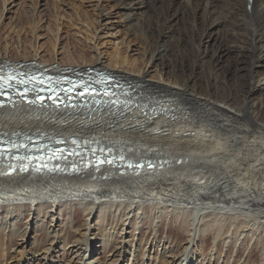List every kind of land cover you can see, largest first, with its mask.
Segmentation results:
<instances>
[{
	"label": "bare ground",
	"instance_id": "1",
	"mask_svg": "<svg viewBox=\"0 0 264 264\" xmlns=\"http://www.w3.org/2000/svg\"><path fill=\"white\" fill-rule=\"evenodd\" d=\"M113 1L121 10L125 34L129 33L148 51L151 68L161 67L157 70V81L164 76L166 83L148 77L151 72H142L144 65L127 68L122 73L117 67H123L126 59L121 61L113 56L106 66L128 85L130 93L124 96L125 103L97 108L81 105L56 108L50 104L39 107L19 101L0 105L1 138L33 135L55 142L61 139L68 147L81 144L108 150L113 161L96 170L78 160L74 171L59 170L53 174L31 169L9 174L8 167L1 164L0 219L10 216L12 221H23L28 216L35 225V220L42 219L46 212L57 209L62 213L67 208L71 226L80 210L87 212L88 217L96 209L104 217L133 214L130 230L125 233L123 229L122 233L136 238L141 222L154 226L158 215L162 219L160 231L162 224L171 218L177 227L172 224L168 227L164 242L166 250L173 254L169 264H193L196 257L201 258V264L208 260L209 254L202 246L206 235L200 233L210 231L214 223H218L217 230H224L223 235L219 233L223 237L236 224L233 244L245 233L242 228L250 226L251 239L259 233L258 244L264 238V0ZM231 54L229 74H223L220 66ZM83 57L85 64L78 57L71 58L61 62L67 67L63 68L61 64L54 67L55 61L46 59L17 63L30 57L24 54L13 61L12 56L3 54L0 68L24 70L39 68L44 63L43 69L49 68L52 73L70 74L76 68L86 70L88 67L84 65L103 66L99 55ZM230 72L240 79L243 92L238 86L235 90L230 85H220L228 80V75L235 77ZM72 140L78 141L77 144ZM141 161L144 166L135 167ZM129 162L134 167L129 168ZM148 163L153 166L149 168ZM180 229L188 231V238H183L186 243H197L196 236L200 234L198 245L202 248L193 249L187 257V246L175 253ZM158 233L146 237V243L152 242L150 249H159L163 243ZM87 236L72 238L74 241L65 244L63 239L57 241L52 251L56 252L58 247L66 250L72 244L70 247L78 251L74 253L82 252L67 264H99V260H93L94 241L88 242ZM107 239L106 244L111 242V238ZM220 242L216 243L218 250L222 249ZM130 246L128 242L124 249L112 245L111 252H119V257L125 254V259L128 251L124 250ZM49 250L41 258L45 264H63ZM143 253L140 243L135 259L138 261ZM219 253L217 262L223 254ZM212 257L209 256L208 263ZM124 259L122 264H127ZM230 260L228 256L224 263L230 264ZM260 262L264 264V257Z\"/></svg>",
	"mask_w": 264,
	"mask_h": 264
},
{
	"label": "rangeland",
	"instance_id": "2",
	"mask_svg": "<svg viewBox=\"0 0 264 264\" xmlns=\"http://www.w3.org/2000/svg\"><path fill=\"white\" fill-rule=\"evenodd\" d=\"M120 11V8L117 7L113 0H0V55L5 54L6 56L8 54V56H12V60L15 61L14 57L17 58L26 54L30 59L27 61L20 60L17 63L34 61L42 62L43 59H46V61H55V63L52 64L53 66L61 64L63 68L67 67L63 66L61 62L70 61L71 58L77 60L76 58L78 57V61H84L85 64L86 60H83L84 55L86 56V54H89V57L99 55L103 66H97L101 67L103 70H110L108 69L109 67L106 66L107 63L111 62L113 56H118L121 61L126 59L123 67L119 64V66L117 65V69L121 71L123 70L122 73H124V70L127 71V68L134 69L137 67L136 65L139 67L144 65V70L142 72L145 70L151 72L148 74V77L154 79L153 81H162V83H166L163 80L164 76L158 77L159 79L157 81V70L161 67L155 66L151 68L152 62L148 64V61L150 60L148 51L141 44L139 45L136 40H133V37L130 36L129 33L125 34L126 26L125 24H122L123 18ZM170 55L171 57H174V55L172 56V53H170ZM230 56V58L225 57L220 66L223 74H229L228 60L233 59V54ZM131 63H134V67ZM165 63L167 64V62ZM146 64L148 66H146ZM245 64L247 65V63ZM77 66L79 65H75L74 67ZM97 66L91 65V67ZM83 67L87 68L90 66L84 65ZM168 69H170V66ZM243 70H246V66ZM199 71L204 74L206 73L205 69L202 68H200ZM230 73L235 75V77H230V75H228V80L222 82L220 85L227 84L232 86L235 90L236 86H238L243 92L245 89L242 87L240 79L236 77V73ZM205 86L206 85L204 84L203 87ZM75 209L76 208H74V210ZM59 211L60 210L55 209L54 211L46 212V215L44 214L43 217H41L42 219L35 220V225L34 223L33 225L31 224L34 219L28 216L25 217V220L23 221H12L10 216L9 219H0V242L2 243L0 249V264H45L46 262L41 258L46 255L45 251L47 253L49 248V253L51 254V252H53L52 257L55 256L61 263L67 264L82 251H80V253H74L78 252L77 248H72L70 247L72 244H68L65 247L66 250H60L58 247L55 249L56 252H54L52 249L54 248L55 243L62 239L63 244L68 243L69 241L78 240L79 238L82 239L84 234L89 235L87 236L88 242L94 241L91 247L94 256L93 260H99V264H115L117 259L116 264H122L124 259L123 256L125 254H123L122 257H119V252H111V247L113 245L120 249L124 246V249L126 242H128L129 246L131 245V242H134L133 246L129 247L130 249L126 248L124 250L128 251L124 259V262H127V264H136V262L137 264H169V260L172 257L171 255H173L172 252L166 250L167 248H165L166 245L164 243L169 233L167 230L168 227H170L171 224L173 227H177L175 222L173 224L171 218H169L171 220L170 222L168 219L162 224L160 231L158 228L162 219H160L158 215L154 226H145V223L141 222L139 224L141 231L139 232V230H137V237L135 238L132 235L128 236L127 234L122 233L123 229H125V233L127 230H130L129 224L133 218V214H129L125 217L121 216V213L117 215L112 214L110 218L109 216L104 217L103 215H99V211L96 209L94 214L90 215V218L88 217L89 215L87 212L80 210L78 211V214L74 216L73 224L75 226L73 224L70 226L69 210L64 208L62 213ZM65 211H67V213H65ZM34 212L35 209H33V213ZM63 214L64 216H62ZM59 216H62L63 218H58ZM139 221H142V218H140ZM68 227H70V230H68ZM217 227H219L218 223H214V225L210 227V231L200 233L201 235H206V238L204 239L205 243L202 245L206 250L205 253L209 254L206 259L209 260V256L213 255L210 263H208V260H205L203 264H226L224 263V259H226V257L228 258V256L229 260L231 258L229 262L230 264L261 263L260 261L264 257L262 253L264 250V233H262V242L260 241L257 244V236L259 233L251 239L249 228H252L250 226L243 227L242 229H244L245 233L241 232L242 235L240 236V241L238 240L233 244V230L235 229L236 224L231 226L232 229L230 228L229 233L224 237L222 236L224 230H217ZM55 229H57V232H54ZM158 231L160 233H158ZM180 231L181 233L179 234L177 241L179 244H177L178 247L174 250L176 253L181 247L183 248L187 246V248H189L187 249V257L193 249L195 250L199 247L198 244L201 243V235L198 234L196 236V239L198 240L197 243L192 242L190 244L186 243L183 239L188 238V231L185 232L182 229H180ZM157 233L159 239L163 241V243L161 242L162 244L159 245V249L153 250L150 249L152 248V242L146 243V237H151L153 234L155 235ZM219 233L222 234H220L222 237ZM247 234L249 236H247ZM96 236L98 238H96L95 242L94 238ZM228 237L230 238L228 239ZM107 238H111L112 243H104L108 240ZM219 240H221V245L219 243V247L222 248L221 250L217 249L216 243ZM222 240H224V243ZM140 243H142V249H144L145 253H143V256L142 254H139L141 258L137 261L135 259V254L140 251ZM207 243L208 245L205 247ZM183 244L184 246H181ZM261 244L263 245L261 246ZM95 246L96 249H94ZM202 246L200 247L202 248ZM60 247H62V245ZM218 251H220L219 254H223L220 261L217 262L215 258L218 256ZM230 254L233 257H231ZM196 258L197 261L193 264H201V258ZM244 261H246V263Z\"/></svg>",
	"mask_w": 264,
	"mask_h": 264
},
{
	"label": "water",
	"instance_id": "3",
	"mask_svg": "<svg viewBox=\"0 0 264 264\" xmlns=\"http://www.w3.org/2000/svg\"><path fill=\"white\" fill-rule=\"evenodd\" d=\"M114 93L117 95V96H123L124 95V92L122 89L116 87L114 90ZM78 147L76 148H60V149H55L53 150L52 149V152H51V157H54V158H60V157H64V158H67V156H71V158H69L70 161H72V163H75L77 162L78 160H80L81 162L80 163H83L85 162L86 165L88 166H95L96 167V170L99 169V166L101 165L99 162L101 160H109V152L103 148H97V147H93V148H84L82 149V151H78L77 150ZM65 149H68L70 150L71 152L70 153H67L65 156H63V152ZM54 151H58V153L54 152ZM83 153H85L86 155L83 156ZM72 157H77L76 159H72ZM85 158V160H84ZM84 161H82V160ZM147 162H150V161H147ZM148 164H151V163H148ZM139 165H142V167L144 166L143 165V162L141 161ZM76 166V165H75ZM142 167H138L139 169H141ZM152 167V166H151Z\"/></svg>",
	"mask_w": 264,
	"mask_h": 264
},
{
	"label": "snow or ice",
	"instance_id": "4",
	"mask_svg": "<svg viewBox=\"0 0 264 264\" xmlns=\"http://www.w3.org/2000/svg\"><path fill=\"white\" fill-rule=\"evenodd\" d=\"M32 79H36V78L33 77ZM42 82H43V81H41V83H42ZM41 91H44V89H41ZM88 91H89V89H88L87 87H85V92H88ZM0 94H4V95H6V93H0ZM18 94L21 96V98H24V97H26V95H27V90H25V91H23V92H19ZM82 94H84V93H82ZM49 98L55 99V97H49ZM37 99H39V100H41V101L43 102V100H44L45 98H44L43 96H40V97H37ZM73 143H76V141H73ZM18 159H24V157H18ZM99 163H100V164H104V163H109V164H111V163H113V161H112V160H107V161L101 160ZM128 167H129V168H132V167H134V165L131 164V163H129V164H128ZM135 167H142V165L137 164V165H135ZM49 171H52V169H49Z\"/></svg>",
	"mask_w": 264,
	"mask_h": 264
}]
</instances>
